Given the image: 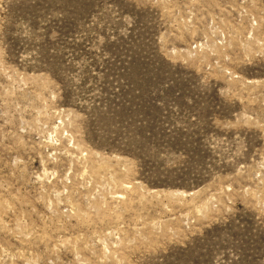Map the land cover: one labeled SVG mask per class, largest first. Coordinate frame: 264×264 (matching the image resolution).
Instances as JSON below:
<instances>
[{"label": "rangeland", "instance_id": "374dc122", "mask_svg": "<svg viewBox=\"0 0 264 264\" xmlns=\"http://www.w3.org/2000/svg\"><path fill=\"white\" fill-rule=\"evenodd\" d=\"M0 264H264V0H0Z\"/></svg>", "mask_w": 264, "mask_h": 264}]
</instances>
